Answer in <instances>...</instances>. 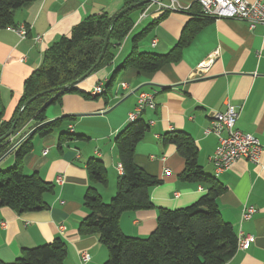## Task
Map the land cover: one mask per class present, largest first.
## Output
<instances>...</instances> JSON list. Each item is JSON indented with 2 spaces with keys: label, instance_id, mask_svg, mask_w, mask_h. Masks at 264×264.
<instances>
[{
  "label": "crops",
  "instance_id": "crops-1",
  "mask_svg": "<svg viewBox=\"0 0 264 264\" xmlns=\"http://www.w3.org/2000/svg\"><path fill=\"white\" fill-rule=\"evenodd\" d=\"M253 1V0H248ZM126 0H36L15 13V24L26 26L28 35L19 37L12 30H0V117L10 122L16 115L26 80L40 67L44 53L84 19L107 13L119 14ZM180 12L152 26L137 42L133 39L160 16L156 7L147 18L134 26L121 45L115 44L112 63L91 74L76 88L89 96L99 83L108 85L115 71L136 50L144 54L167 55L179 44L186 26L189 34L177 63L155 73L136 69L118 72L107 100L102 96L84 98L79 93L65 94L51 106L47 120L65 121L46 138H33V150L27 158L25 172L38 174L54 189L44 195L47 209L18 215L10 208H0V260L12 263L24 249H33L61 239L67 246L64 264H104L108 250L95 235L82 237L79 225L88 215L84 199L91 186L87 172L90 160L103 163L107 171L106 186L95 188L104 202L116 195L119 158L114 139L129 124V114L137 106L142 92L155 93L156 110L146 109L139 119L149 131L138 144L134 161L160 184L150 191L154 207L128 212L120 219V228L128 237L146 238L157 228L160 209L176 210L197 202L208 192V185L181 180L185 160L174 145H164V136L173 131L192 137L197 146L198 163L203 172L215 178L224 192L218 198L219 211L226 223L240 237H252L248 250H238L227 264H264V152L259 164L238 160L230 169L217 174L210 158L218 147V138L204 131L227 104L239 112L236 129L256 137L264 146V27L250 30L237 20H215L205 26L196 19L198 0H178ZM190 29V30H189ZM41 41L37 42L36 38ZM213 59L210 66L200 70ZM126 84L127 88L121 85ZM138 119V120H139ZM34 123L25 131L35 130ZM32 128V129H31ZM31 129V130H30ZM74 137L60 146V138ZM76 136L81 138H76ZM19 137L10 139L15 142ZM20 142V141H19ZM47 151V152H46ZM8 161V162H7ZM14 151L1 162L14 165ZM257 213L243 220L245 209ZM64 227V231L60 228Z\"/></svg>",
  "mask_w": 264,
  "mask_h": 264
},
{
  "label": "trees",
  "instance_id": "trees-1",
  "mask_svg": "<svg viewBox=\"0 0 264 264\" xmlns=\"http://www.w3.org/2000/svg\"><path fill=\"white\" fill-rule=\"evenodd\" d=\"M35 1L0 0V30L17 28L15 13ZM142 2L126 0L123 9ZM149 4L140 5L119 17L118 14L110 17L104 12L90 16L75 26L70 36L60 38L44 53L40 67L24 84L14 119L6 123L0 117L2 139L20 114L12 136L0 143V160L27 135L29 130L25 129L28 125L34 123L35 126V132L14 150V165L6 170L0 168V208H10L18 215L47 209L44 195L53 191V185L44 182L36 173L29 175L25 172L26 160L33 150V138L37 135L41 138L49 137L65 119H72L65 117L47 123V110L60 103L65 94L79 93L86 99L92 96L79 91L76 81L98 62L108 34V47L93 73L112 63L115 44H121L134 26L131 14L134 11L144 12ZM194 8H197L198 13L195 14L200 25L215 21L202 15L199 3L193 4L191 9ZM169 14L168 11L160 14L133 40L139 41L152 26L166 19ZM187 31L188 26L177 47L167 55L144 54L135 48L113 74L106 85V92L94 98L103 96L107 100L111 96L118 72L133 68L142 73H155L168 64L179 62L189 35ZM149 129V125L141 118L130 122L114 139L123 173L118 178L116 195L109 203L103 201L95 188L108 183L103 163L98 160L88 162L91 186L84 199L88 215L79 225L80 236L95 235L99 238L109 253L104 264H227L238 251L239 236L233 226L223 220L219 211L218 198L224 192V187L203 172L198 163L197 146L192 137L184 132L165 134L164 145H174L185 160L181 180L208 185V192L189 207L160 209L157 228L149 237H128L121 230L120 219L123 214L154 207L150 191L160 181L147 174L134 161L136 148ZM66 135H61L60 146L74 139L63 137ZM15 136L19 138L11 142L10 139ZM67 254L66 244L61 239H55L50 244L24 249L12 263L0 260V264H64Z\"/></svg>",
  "mask_w": 264,
  "mask_h": 264
},
{
  "label": "built area",
  "instance_id": "built-area-1",
  "mask_svg": "<svg viewBox=\"0 0 264 264\" xmlns=\"http://www.w3.org/2000/svg\"><path fill=\"white\" fill-rule=\"evenodd\" d=\"M147 1V0H143ZM150 4L142 13L141 19L147 18L153 7H156L158 14L165 12H180L178 0H149ZM202 10V15L206 18H213L215 20H237L248 25L250 30L257 26L264 27V0H198ZM15 32L19 37L25 38L28 35V28L26 26H19L17 28H9ZM36 41H41L40 37ZM121 45V44H120ZM264 53L258 52L259 58ZM213 59L209 60L205 66L201 65L202 71L205 67L210 66ZM127 88L126 84L121 85ZM106 92L104 83L97 84L91 92L93 97L100 96ZM155 93L142 92L138 97L137 106L133 112L129 114V123L138 120L141 114L146 110H156L157 103ZM239 118V112L232 104H227L224 113H217L213 116L209 127L204 131L205 135H215L218 138V147L214 155L210 158L217 174H220L237 162L238 160H245L252 164H259L261 154L264 152V146L254 136L244 134L236 129V124ZM47 152V151H46ZM118 171L122 174L123 167L118 165ZM257 210L253 207L245 209L243 212V220L251 219ZM64 231V227L60 228ZM253 242V238L240 237L238 250H248ZM89 254L81 255V264L90 262Z\"/></svg>",
  "mask_w": 264,
  "mask_h": 264
},
{
  "label": "water",
  "instance_id": "water-1",
  "mask_svg": "<svg viewBox=\"0 0 264 264\" xmlns=\"http://www.w3.org/2000/svg\"><path fill=\"white\" fill-rule=\"evenodd\" d=\"M150 3V1L149 0H147V1H143L142 3H140V4H138V5H132V6H130V7H127V8H125V9H123L119 14H118V17L119 16H121L122 14H124V13H126V12H129V11H131V10H133V9H135L136 7H139L140 5H147V4H149ZM109 34L107 35V37H106V40H105V44H104V48H103V52H102V54H101V57L99 58V60H98V62L95 64V66L84 76V77H82L81 79H79L78 81H76V83H75V85H78L79 83H81L82 81H84L85 79H87L91 74H93V72L95 71V69L97 68V66H98V64L101 62V60L103 59V56H104V54H105V52H106V49H107V47H108V43H109ZM65 88H61L60 90H64ZM19 118H20V114L16 117V119H15V122H14V124H13V126H12V128H11V130L2 138V139H0V143L1 142H3L4 140H6V139H8V138H10L11 136H12V134H13V132H14V130H15V128H16V125H17V122H18V120H19ZM54 121H56V120H50V121H48L47 123H52V122H54ZM35 132V130H33V131H31L30 133H28L24 138H23V140L22 141H20V142H18L1 160H0V162L7 156V155H9V154H11L23 141H25L30 135H32L33 133Z\"/></svg>",
  "mask_w": 264,
  "mask_h": 264
},
{
  "label": "rangeland",
  "instance_id": "rangeland-1",
  "mask_svg": "<svg viewBox=\"0 0 264 264\" xmlns=\"http://www.w3.org/2000/svg\"><path fill=\"white\" fill-rule=\"evenodd\" d=\"M152 11H153V9H152ZM151 11V12H152ZM133 16H134V21H136V19H138V16H139V12L138 11H135L134 13H133ZM8 162V161H7ZM7 162L3 165V166H0V168H1V170H6V169H8V164H7ZM111 201V200H110ZM109 203V202H108Z\"/></svg>",
  "mask_w": 264,
  "mask_h": 264
}]
</instances>
